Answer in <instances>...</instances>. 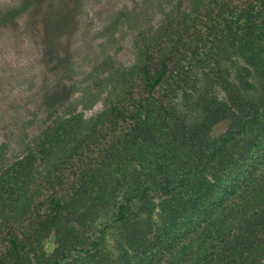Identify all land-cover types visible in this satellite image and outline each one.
Wrapping results in <instances>:
<instances>
[{"label": "trees", "instance_id": "16d2710c", "mask_svg": "<svg viewBox=\"0 0 264 264\" xmlns=\"http://www.w3.org/2000/svg\"><path fill=\"white\" fill-rule=\"evenodd\" d=\"M166 1L101 114L50 103L0 170V264H264V0ZM16 2L54 48L83 0Z\"/></svg>", "mask_w": 264, "mask_h": 264}, {"label": "rangeland", "instance_id": "374dc122", "mask_svg": "<svg viewBox=\"0 0 264 264\" xmlns=\"http://www.w3.org/2000/svg\"><path fill=\"white\" fill-rule=\"evenodd\" d=\"M16 1L0 0V11ZM166 2L83 0L76 27L54 48L41 35L45 8L0 24V170L34 151L50 103L56 115H82L84 123L101 114L106 94L123 88L133 37L161 23ZM46 249L52 250V240Z\"/></svg>", "mask_w": 264, "mask_h": 264}]
</instances>
